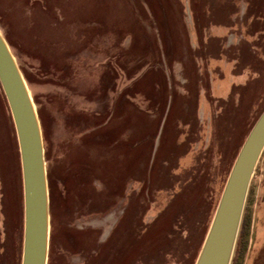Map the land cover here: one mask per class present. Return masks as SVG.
Listing matches in <instances>:
<instances>
[{"label":"rangeland","instance_id":"374dc122","mask_svg":"<svg viewBox=\"0 0 264 264\" xmlns=\"http://www.w3.org/2000/svg\"><path fill=\"white\" fill-rule=\"evenodd\" d=\"M0 30L40 120L47 264H194L264 109V0H0ZM244 209L238 262L264 264V148ZM22 243L0 85V264H21Z\"/></svg>","mask_w":264,"mask_h":264},{"label":"water","instance_id":"95a60500","mask_svg":"<svg viewBox=\"0 0 264 264\" xmlns=\"http://www.w3.org/2000/svg\"><path fill=\"white\" fill-rule=\"evenodd\" d=\"M0 85L12 115L21 161V264H47L50 216L42 130L24 75L1 30ZM263 148L264 109L238 150L194 264H230L250 180Z\"/></svg>","mask_w":264,"mask_h":264},{"label":"trees","instance_id":"16d2710c","mask_svg":"<svg viewBox=\"0 0 264 264\" xmlns=\"http://www.w3.org/2000/svg\"><path fill=\"white\" fill-rule=\"evenodd\" d=\"M245 211H246V209H244L243 215L241 217V224H240V232L241 233H240V239H239V243H238L237 254L235 257L236 258L235 264H240L238 262V260L242 258L243 251H244V248L246 246L245 235L247 234L246 232L248 231L249 225H250V216Z\"/></svg>","mask_w":264,"mask_h":264},{"label":"flooded vegetation","instance_id":"af4514ba","mask_svg":"<svg viewBox=\"0 0 264 264\" xmlns=\"http://www.w3.org/2000/svg\"><path fill=\"white\" fill-rule=\"evenodd\" d=\"M73 182H74V184L76 183L74 180H72ZM73 182H71V183H73ZM73 184V185H74ZM66 231H67V233L69 234V235H72V236H74V235H76L79 231H78V228L75 226V224H73V223H69L68 222V224L66 225Z\"/></svg>","mask_w":264,"mask_h":264}]
</instances>
